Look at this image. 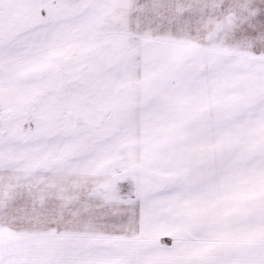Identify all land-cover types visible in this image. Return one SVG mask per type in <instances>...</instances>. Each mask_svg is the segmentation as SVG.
Here are the masks:
<instances>
[{"label": "snow or ice", "instance_id": "snow-or-ice-1", "mask_svg": "<svg viewBox=\"0 0 264 264\" xmlns=\"http://www.w3.org/2000/svg\"><path fill=\"white\" fill-rule=\"evenodd\" d=\"M0 264H264V0H0Z\"/></svg>", "mask_w": 264, "mask_h": 264}]
</instances>
